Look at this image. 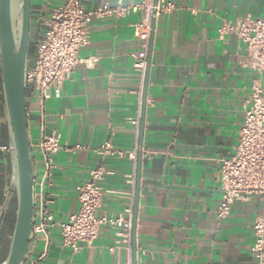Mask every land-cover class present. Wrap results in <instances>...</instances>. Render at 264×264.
Listing matches in <instances>:
<instances>
[{
  "label": "crops",
  "instance_id": "1",
  "mask_svg": "<svg viewBox=\"0 0 264 264\" xmlns=\"http://www.w3.org/2000/svg\"><path fill=\"white\" fill-rule=\"evenodd\" d=\"M143 0H82L87 10ZM174 8L156 16L144 119L136 219V264H258L251 253L252 223L264 212V199L251 196L232 204L217 220L220 161L230 158L253 83L264 91V74L244 69V46L234 37L220 39L223 21L264 19V0H159ZM63 0H31L30 37L41 38L43 21ZM143 11L124 18L93 19L80 63L45 104L44 133L57 134L63 149L54 157L52 176L40 185L39 201L64 223L78 211L76 187L100 160L97 149L109 142L120 153L102 162L112 173L101 183L105 194L97 216L130 217L135 178L140 75L132 55L143 41L134 36ZM33 58L28 66L33 63ZM93 61L90 67L86 62ZM29 144L39 134L38 108L26 91ZM136 121V124L132 122ZM0 145L9 146L0 104ZM75 145L83 149L67 151ZM10 152L0 151V210L10 192ZM17 202L13 192L0 224V264L12 238ZM7 212V216L5 214ZM122 229L103 226L92 247L74 253L61 245L59 227L51 228L47 255L38 264H131ZM130 238V235H129ZM42 250L41 243L36 254ZM6 255V256H5Z\"/></svg>",
  "mask_w": 264,
  "mask_h": 264
},
{
  "label": "built area",
  "instance_id": "2",
  "mask_svg": "<svg viewBox=\"0 0 264 264\" xmlns=\"http://www.w3.org/2000/svg\"><path fill=\"white\" fill-rule=\"evenodd\" d=\"M173 8L174 5L170 2L158 1L154 8L152 0H143L139 4L129 5L118 1L114 6L103 5L87 10L82 5V0H63L52 9L42 23L43 35L36 39L35 59L25 73L26 91L29 99L34 100L38 108L39 134L37 139L29 144V148L32 178L38 175L39 170L40 185L52 176L55 169L54 157L63 149L57 134L44 133L45 104L80 63L79 52L89 43L88 24L93 19H120L139 11L145 13L144 18L134 25V36L143 41L142 50L131 56L134 69L140 75L141 90L152 11L155 10L156 18L160 12H169ZM217 33L222 40L234 37L244 46L245 57L240 62L242 68L250 69L259 75L264 74V19L223 21ZM92 63L93 61H88L85 64L90 67ZM66 149L70 151L83 147L75 145ZM0 151L10 152L9 146L0 145ZM96 152L100 160L89 170L88 180L76 187L79 208L66 222L55 223L53 215L48 212L42 200L34 204L32 236L23 264H38L47 255L51 228L55 224L59 227L62 247L71 249L74 253L84 247H92L103 226L120 227V236L124 238L127 246H130V217L121 214L110 217L97 216L105 194L101 183L112 175L102 161L120 153L115 151L109 142L101 145ZM129 156L135 160L136 151L131 152ZM218 179L221 195L215 217L219 221L230 214L231 206L235 202L246 201L254 195L264 199V91L259 82L251 86L234 153L230 158L220 161ZM129 183H134V176H129ZM125 213L130 215V209ZM251 229V253L258 264H264V212L254 219ZM39 243L42 250L36 254Z\"/></svg>",
  "mask_w": 264,
  "mask_h": 264
},
{
  "label": "water",
  "instance_id": "3",
  "mask_svg": "<svg viewBox=\"0 0 264 264\" xmlns=\"http://www.w3.org/2000/svg\"><path fill=\"white\" fill-rule=\"evenodd\" d=\"M159 0H152L155 8ZM31 0H0V84L6 132L12 165L10 192L0 210V224L15 193L17 210L8 254L1 264H23L33 223V178L26 115L25 73L28 67ZM14 11L17 12L14 22ZM156 12L152 11L146 50L135 156L134 192L130 219L131 264H136V219L140 187V168L146 93L150 69Z\"/></svg>",
  "mask_w": 264,
  "mask_h": 264
},
{
  "label": "trees",
  "instance_id": "4",
  "mask_svg": "<svg viewBox=\"0 0 264 264\" xmlns=\"http://www.w3.org/2000/svg\"><path fill=\"white\" fill-rule=\"evenodd\" d=\"M36 48V40L34 38H29V46H28V62L33 58V55L35 53ZM2 92H1V84H0V104L3 107L2 104Z\"/></svg>",
  "mask_w": 264,
  "mask_h": 264
},
{
  "label": "flooded vegetation",
  "instance_id": "5",
  "mask_svg": "<svg viewBox=\"0 0 264 264\" xmlns=\"http://www.w3.org/2000/svg\"><path fill=\"white\" fill-rule=\"evenodd\" d=\"M17 12L14 11V22H16Z\"/></svg>",
  "mask_w": 264,
  "mask_h": 264
},
{
  "label": "rangeland",
  "instance_id": "6",
  "mask_svg": "<svg viewBox=\"0 0 264 264\" xmlns=\"http://www.w3.org/2000/svg\"><path fill=\"white\" fill-rule=\"evenodd\" d=\"M36 40V39H35ZM2 95V94H1ZM2 104H3V101H2ZM3 109H4V107H3ZM4 115H5V113H4ZM6 121V120H5ZM7 216V212H6V214H5V217ZM6 256V255H5Z\"/></svg>",
  "mask_w": 264,
  "mask_h": 264
}]
</instances>
